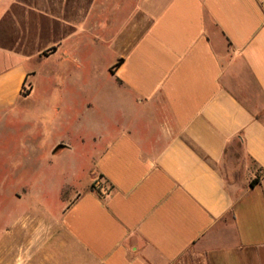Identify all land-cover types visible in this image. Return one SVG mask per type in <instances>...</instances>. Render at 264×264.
<instances>
[{"label": "crops", "instance_id": "crops-1", "mask_svg": "<svg viewBox=\"0 0 264 264\" xmlns=\"http://www.w3.org/2000/svg\"><path fill=\"white\" fill-rule=\"evenodd\" d=\"M53 58L107 66L110 115L69 133L104 183L28 264H264V0H0V130Z\"/></svg>", "mask_w": 264, "mask_h": 264}, {"label": "rangeland", "instance_id": "rangeland-1", "mask_svg": "<svg viewBox=\"0 0 264 264\" xmlns=\"http://www.w3.org/2000/svg\"><path fill=\"white\" fill-rule=\"evenodd\" d=\"M34 67L39 73L36 91L21 102L34 116L25 126L9 124L0 130V264H12L15 255L28 264L30 241L50 244L59 238V219L74 195L104 183L93 171L98 148L69 133L78 113L95 108L94 101L101 109L87 119L110 115L107 66H77L53 58ZM25 87L29 90V81ZM67 136L70 149L50 157V148Z\"/></svg>", "mask_w": 264, "mask_h": 264}, {"label": "trees", "instance_id": "trees-1", "mask_svg": "<svg viewBox=\"0 0 264 264\" xmlns=\"http://www.w3.org/2000/svg\"><path fill=\"white\" fill-rule=\"evenodd\" d=\"M28 94H29V90H27L26 87H25V85H24V87H23V89H22V95L27 96ZM100 178H101V177H100ZM257 182H258V180H257V179H254V180L250 183V185L253 186V185H255ZM91 189H93V185H92ZM109 190H110V186H109Z\"/></svg>", "mask_w": 264, "mask_h": 264}]
</instances>
